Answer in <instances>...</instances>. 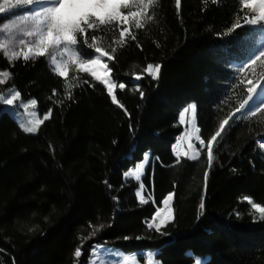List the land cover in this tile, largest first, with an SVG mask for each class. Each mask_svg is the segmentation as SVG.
Listing matches in <instances>:
<instances>
[{
    "label": "trees",
    "instance_id": "16d2710c",
    "mask_svg": "<svg viewBox=\"0 0 264 264\" xmlns=\"http://www.w3.org/2000/svg\"><path fill=\"white\" fill-rule=\"evenodd\" d=\"M136 10L135 4L122 9ZM148 13L152 18H142L140 29L134 21L112 22L88 29L87 42L78 35L86 56L95 54L90 45L96 35L97 46L115 57L106 62L109 77L127 85L114 93L130 120L89 74L71 67L62 78L44 56L25 62L0 54V69L10 73L3 89L19 91L20 104L36 99L38 117L52 110L35 134H25L0 102V264H87L93 244L124 254L156 251L160 264H193L194 257L207 258L204 264H264V221L252 222L244 199L264 205L258 145L264 109L232 122L210 170L199 221L206 149L197 160L179 163L172 153L181 133L179 114L188 105H197L199 137L207 140L248 98L243 75L231 65L249 57L264 23L246 24L244 18L257 13L240 0H181L180 9L175 0H154ZM121 27L130 30L124 42ZM149 63L162 64L158 81L145 71ZM146 152L152 163L142 184L152 200L140 204L138 184L123 175ZM170 192L175 219L162 228L169 235H161L146 222ZM78 246L80 258L74 256Z\"/></svg>",
    "mask_w": 264,
    "mask_h": 264
},
{
    "label": "snow or ice",
    "instance_id": "6c2138e0",
    "mask_svg": "<svg viewBox=\"0 0 264 264\" xmlns=\"http://www.w3.org/2000/svg\"><path fill=\"white\" fill-rule=\"evenodd\" d=\"M154 0H0V14H5L6 17H11V22L16 20L31 22L30 25L23 28L21 31L23 36L32 37L31 41H26L20 36L12 35L11 37H6V42H0V48L4 49V55L8 56L11 60L14 57L20 55L23 57L25 62H28L30 56L35 59L37 57L46 56L49 49L60 50L66 54V59L57 61L55 56L52 59L54 65V72L56 76L66 77L68 74V69L71 65H75L78 71H87L88 74L92 77L94 81H98L100 85L106 89L107 97L111 98V104L115 105L117 108L123 110L124 115L131 119V114L121 104L117 98V95L114 93V90L119 87L123 90L127 87L124 82H118L114 79H109L108 74L111 72V68L106 62L102 63L104 57H107V61H112L115 59L112 53L106 52L101 47L97 46V37L93 35L91 37L90 47H94L96 55H85L79 46L78 35L85 38V42L88 40L87 30L93 29L98 25H106L112 22H117L119 25H129L132 21L135 22V27L137 29L142 28L143 22L142 18L147 16L148 19H151V15L148 13V6L152 4ZM215 2V0H214ZM241 4L245 8H250L253 12H256L257 15L252 17H245L244 22L248 25H258L260 21H264V0H240ZM177 9L181 7V0H175ZM135 4L139 10L124 12L122 9L129 8L130 5ZM30 6V7H29ZM98 22V24H97ZM9 25L5 24L4 28H8ZM240 25L233 24L232 28H238ZM128 27H121L119 31L120 42H124L126 33H129ZM231 31V29H229ZM2 34V33H0ZM135 39V37H133ZM13 41H18L23 48L19 53L13 51L9 55V43ZM139 47V44L137 45ZM69 48L72 49L71 53L68 54ZM115 52V49H113ZM264 64V49H261L258 54L249 57L243 67H250L256 65L257 62ZM94 65H100V69H94ZM83 66V67H81ZM162 69V64L160 63H149L145 71L151 77L152 81H158ZM97 71H102L103 76L98 75ZM10 75L9 71L4 70L0 71V77H8ZM135 80L140 81L141 76L135 75ZM5 83L4 79L0 78V85ZM85 83H89L85 81ZM257 83L248 81V84L251 85L248 87V98L240 104L239 108L236 109V112H240L242 109L244 115H255L257 112L264 109V101L255 103L258 95ZM137 91L140 92L141 99L144 98V92L140 91V85L137 83L135 85ZM260 90H264V84L259 85ZM56 90L53 89V94ZM21 94L19 91H16L14 94L5 98L0 96V102L5 105H13L14 101L20 99ZM68 99H72L71 94H68ZM249 101H252V104H249ZM35 108L37 106L36 99H30L27 103L23 105L25 109L29 107ZM247 106V107H246ZM191 108L192 113L195 115L197 111V105L192 103L188 106ZM188 111V108H185L184 111L180 114L181 122L185 119V113ZM52 110L49 109L47 113L43 115L42 119H29L27 123H20L19 127L25 134H35L38 128L47 120L50 119ZM19 115V114H18ZM32 115H35L33 113ZM235 113L230 114L227 118L222 119L219 123L218 129L213 135L207 140L200 139V149L192 150V154L188 155L189 160H197L200 152L206 149L207 152V164L208 170H205L203 173L204 177V190L201 195V199L198 205L197 210V221L201 216L206 212V194H207V182L210 175V170L214 167V159L217 158V152L219 150L220 144L225 140L228 132L232 127V121L235 119ZM129 130L132 131L133 127L129 123ZM200 129L197 128V132ZM115 143V141H114ZM261 148H264V143L260 144ZM189 149H192V145L189 144ZM145 160L150 159V154H144ZM159 161V157L156 158ZM179 159L176 160V163H179ZM163 165V162L160 161ZM166 166V165H163ZM145 168L144 163H138L135 166V171L132 173L137 180L141 179V170ZM235 171V169H233ZM127 175V173L125 174ZM107 184V181H105ZM108 188L111 191L112 185L108 184ZM145 185L140 184V189H144ZM135 195L139 198L140 204H145L147 201L141 195V191L137 190ZM113 200L118 201V197L113 196ZM248 204L251 205V208L255 213L259 215V221H264V205H261L258 202H254L252 198L245 197ZM174 193H169L161 202L162 208L157 206L156 212L151 217V221L146 222L148 229H155L156 232L161 235H169V233L162 231V228L166 227L168 224L174 222L175 211H174ZM253 223H256L255 217L253 218ZM104 225L101 224L99 228H96V231H100ZM95 233H93L94 235ZM125 240H128L129 237L125 236ZM140 239V237H137ZM91 251L93 254H96L100 257L101 260H104L105 254L112 255L114 258L119 256L117 250L107 249L102 244H93ZM135 255V254H132ZM74 256L80 258L82 256V246L76 247L74 251ZM118 264V260H117ZM157 264H160L157 261ZM203 264V261L200 262Z\"/></svg>",
    "mask_w": 264,
    "mask_h": 264
},
{
    "label": "rangeland",
    "instance_id": "374dc122",
    "mask_svg": "<svg viewBox=\"0 0 264 264\" xmlns=\"http://www.w3.org/2000/svg\"><path fill=\"white\" fill-rule=\"evenodd\" d=\"M262 22H264V21H262ZM30 23H31L30 21L24 22V21H20V20H16L15 22H11V17H6L5 14H0V33H2V34H0V42H6L5 38L11 37L12 35L20 36L21 38L25 39L26 41H31L34 38L23 36V33L21 31L23 28L30 25ZM5 24H8L9 27L4 28ZM22 48H23V46L20 45L18 43V41H13V42L9 43V55H11V53L13 51L19 53ZM261 49H264V32L262 33V35L259 39V43H258L257 48L250 54L249 57L254 56L255 54H258V52ZM71 51H72L71 48H69L68 54H70ZM0 54H2V58H4L5 60H9V61L14 60V59H22L23 60V57L20 55H18V56L14 57L13 59L10 60L8 58V56L4 55V49H2V48H0ZM96 54L97 53H95L94 55H96ZM54 56L57 59V61L66 59V54L61 52L60 50L49 49L47 51L46 56H44V57L46 58V60L50 64L53 71H54V65L52 63V59ZM31 58L32 57L30 56V59ZM103 62H107V57L103 58L102 63ZM243 64H244V62L243 63H234V64H232V69L234 70L235 73L243 75L242 79L245 81V84L248 87L251 86L248 84V81H252L254 84L257 83V81H258L259 82L257 84L258 94L261 95V96L259 95L260 98L258 100H259V102L264 101V90L259 89V85L264 84V64H262L258 61L256 65H252L250 67H243L242 68ZM71 67H73L74 69L77 70L75 65H71L68 69V72H69ZM81 67H83V66H81ZM93 68L98 70V69H100V65H94ZM0 71H3V70L0 69ZM82 72H85L88 74L87 71H82ZM97 74L101 75V76L104 75V73L102 71H97ZM67 76H68V74H67ZM67 76L62 77V78H67ZM108 77H109V74H108ZM0 78L4 79L5 83L8 80V77H0ZM109 79H110V77H109ZM3 85H0V96H4L5 98H7L10 95L14 94V92L10 91V89H3ZM17 101L18 100L14 101L13 105H11V106L5 105V104H4V106H5V108H7L11 112L13 117L16 120H18L19 122L27 123V121L29 119H42L43 118V117L42 118L38 117L37 114L32 115L33 113H35L34 108H32L30 106L28 109H25L23 107L24 104H20ZM251 103H252V101H249V104H251ZM188 106L186 107V108H188V111L185 113V119L183 122H181V120H180V114L181 113L179 114L178 123L181 126V133L176 138V141L172 146V153H173L174 157L176 159H179V160H181V159L189 160L187 158V156L192 154V150L200 149V137H199V132H197L196 113L194 115L191 111V108H189ZM184 109L182 111H184ZM243 111L244 110L242 109L241 113L239 114V118L251 116L250 114L244 115ZM261 143H264V140H258L259 147H260ZM189 144L192 145L191 150L189 149ZM260 149L264 155V148L260 147ZM140 163L145 164V168L141 170V174H140L141 179L140 180H137L136 177L132 174L135 171V167L130 169L128 172H126L127 175H125L126 174L125 173L123 175V178L127 181L130 180V181L137 183L138 184L137 190L141 191V195L148 202V201L152 200V197H151L150 193L145 188L140 189V184H142V179L144 177L145 171H146L147 167L149 166V164L152 163V161H151V158L146 161L145 158L143 157V160ZM137 200L139 201L138 197H137ZM252 211L254 212L253 209H252ZM254 215H255L256 219H259V215L257 213L254 212ZM106 248L116 250L115 248H109V247H106ZM118 253H119V256L116 258H114L112 255H109L106 253L104 260H101L98 255L93 254L91 251L87 264H117V260H118V264H157V260L155 258V253H156L155 251L146 250V251H141L138 253H131V254H124V253L118 251ZM132 254H135V255H132ZM140 260H141V262H140ZM201 260H202V258H199V257L195 258L194 264H200ZM202 261H204V260H202Z\"/></svg>",
    "mask_w": 264,
    "mask_h": 264
},
{
    "label": "bare ground",
    "instance_id": "6f19581e",
    "mask_svg": "<svg viewBox=\"0 0 264 264\" xmlns=\"http://www.w3.org/2000/svg\"><path fill=\"white\" fill-rule=\"evenodd\" d=\"M108 78H109V77H108ZM259 95H260V94L257 95V99H256L255 103H259V100H258V99H259L260 96H261V95H260V96H259ZM261 98H262V97H261ZM252 103H253V102H252ZM252 103H251V104H252Z\"/></svg>",
    "mask_w": 264,
    "mask_h": 264
},
{
    "label": "water",
    "instance_id": "95a60500",
    "mask_svg": "<svg viewBox=\"0 0 264 264\" xmlns=\"http://www.w3.org/2000/svg\"><path fill=\"white\" fill-rule=\"evenodd\" d=\"M238 115V113H235V117ZM233 122V121H232Z\"/></svg>",
    "mask_w": 264,
    "mask_h": 264
}]
</instances>
